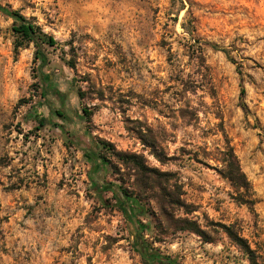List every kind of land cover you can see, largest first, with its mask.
I'll return each mask as SVG.
<instances>
[{
    "label": "rangeland",
    "instance_id": "374dc122",
    "mask_svg": "<svg viewBox=\"0 0 264 264\" xmlns=\"http://www.w3.org/2000/svg\"><path fill=\"white\" fill-rule=\"evenodd\" d=\"M178 3L0 0L56 40L40 68L0 12V264H142L92 179L139 195L145 239L182 264H250L245 246L264 264V0ZM43 99L38 125L30 105ZM99 141L142 172L112 158L90 178ZM229 150L247 189L222 176Z\"/></svg>",
    "mask_w": 264,
    "mask_h": 264
},
{
    "label": "trees",
    "instance_id": "16d2710c",
    "mask_svg": "<svg viewBox=\"0 0 264 264\" xmlns=\"http://www.w3.org/2000/svg\"><path fill=\"white\" fill-rule=\"evenodd\" d=\"M179 6L177 11L185 8V3L190 4V0H177ZM174 2V0H173ZM0 12L12 20L11 31L14 35V50L16 51L19 47L25 46L27 44H32L34 47L33 60L38 62V66L41 68L48 63L47 53L44 47H51L56 44L55 38L42 30L40 25L35 23L32 19L23 15L19 10L12 9L8 6L0 4ZM187 19L185 22L181 23L182 28L189 35L195 31L194 26V16L191 11L187 10ZM198 41L196 38H193ZM40 88H41V98H44L47 93L48 83L50 79L47 74L39 73ZM44 99L41 101H36L30 105V112H33V118L38 125H43L47 118L44 115H38L37 110L43 105ZM85 116L89 117L91 112L88 110H83ZM54 113L63 116L62 111L55 109ZM96 143V142H95ZM95 143H93L95 145ZM101 145H95L93 148L94 159L91 162V168L89 177L92 178L93 174L98 173L104 169L109 170L107 164H111L112 158H115L116 163H120L134 170L141 171L144 168L143 163L139 160L134 153H125L122 151H117L110 143L106 141H99ZM97 143V144H98ZM102 148L111 159L105 158L102 153ZM111 161V162H110ZM224 168L222 171V176L229 180L231 184L236 188H248V182L245 178L244 173L240 170L238 161L231 150L226 153V157L223 159ZM114 164V163H112ZM90 187L96 193H101L103 191H110L112 198L114 200V206L121 213L125 224L129 230V233L133 236V245L136 252L138 253L142 264H182L175 257L171 255L160 252L159 250L153 248L150 243L145 239L144 234L151 232V222L150 219L142 221V217L147 215V210L142 202L139 195L134 194L127 188L122 187L118 183H112L111 185L100 184L92 179ZM173 200V199H172ZM169 201L170 204L175 205L176 201ZM183 222V227L181 229H187L198 233V227L196 223L190 219L183 218L179 219ZM245 252L248 255L250 264H257L255 259L252 257V250L248 246H245Z\"/></svg>",
    "mask_w": 264,
    "mask_h": 264
}]
</instances>
